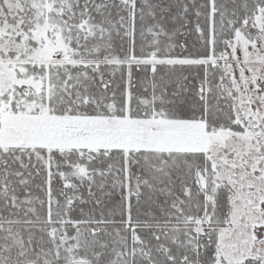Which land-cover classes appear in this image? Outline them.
I'll return each mask as SVG.
<instances>
[{"label":"snow or ice","instance_id":"1","mask_svg":"<svg viewBox=\"0 0 264 264\" xmlns=\"http://www.w3.org/2000/svg\"><path fill=\"white\" fill-rule=\"evenodd\" d=\"M0 264H264V0H0Z\"/></svg>","mask_w":264,"mask_h":264}]
</instances>
